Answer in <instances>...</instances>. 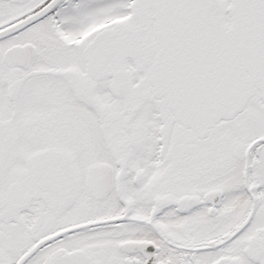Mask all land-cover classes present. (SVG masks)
I'll return each mask as SVG.
<instances>
[{
	"label": "snow or ice",
	"instance_id": "1",
	"mask_svg": "<svg viewBox=\"0 0 264 264\" xmlns=\"http://www.w3.org/2000/svg\"><path fill=\"white\" fill-rule=\"evenodd\" d=\"M0 264H264V0H0Z\"/></svg>",
	"mask_w": 264,
	"mask_h": 264
}]
</instances>
